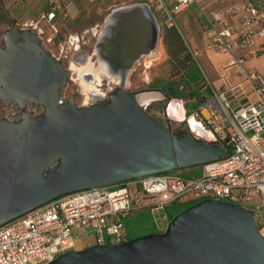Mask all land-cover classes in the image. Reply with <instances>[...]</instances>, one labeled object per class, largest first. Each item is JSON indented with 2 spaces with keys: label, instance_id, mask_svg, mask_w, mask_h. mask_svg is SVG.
<instances>
[{
  "label": "water",
  "instance_id": "1",
  "mask_svg": "<svg viewBox=\"0 0 264 264\" xmlns=\"http://www.w3.org/2000/svg\"><path fill=\"white\" fill-rule=\"evenodd\" d=\"M15 33L4 32L7 44L0 48V98L44 108L0 117V226L69 193L185 171L231 154L225 145L192 139L184 119L168 109L183 133L172 134L140 106L162 99L161 92L124 91L135 63L162 45L148 2L114 6L104 18L93 54L98 77L118 88L104 103L96 102L101 97L88 106L58 100L57 88L66 83L61 64L41 49L33 30ZM12 34L25 41L14 44ZM46 264H264V235L248 208L207 198L176 213L161 232L67 251Z\"/></svg>",
  "mask_w": 264,
  "mask_h": 264
},
{
  "label": "built area",
  "instance_id": "2",
  "mask_svg": "<svg viewBox=\"0 0 264 264\" xmlns=\"http://www.w3.org/2000/svg\"><path fill=\"white\" fill-rule=\"evenodd\" d=\"M152 1L156 10L173 23L167 0ZM171 1L175 10L196 3ZM54 14L49 12L47 18L52 19ZM206 21L207 46L226 50L231 55L229 65L243 67L246 59L264 53V9L254 3L240 0ZM244 71L255 94L253 100L232 104L228 95L232 88L215 91L195 112L186 111L184 119L185 131L192 139L225 145L231 149L230 155L200 166V176L184 177L179 172L151 175L55 198L0 226V264H46L76 250L86 236L93 239L92 245L122 243L129 239L127 221L142 212L150 215L155 229L161 232L168 224L166 207L176 201L206 197L238 203L252 211L256 223L262 222L264 80L256 71ZM155 114L164 122L173 120L166 105ZM251 197L262 203H250L254 201Z\"/></svg>",
  "mask_w": 264,
  "mask_h": 264
},
{
  "label": "rangeland",
  "instance_id": "3",
  "mask_svg": "<svg viewBox=\"0 0 264 264\" xmlns=\"http://www.w3.org/2000/svg\"><path fill=\"white\" fill-rule=\"evenodd\" d=\"M134 1H146L151 5L159 24L161 26V30L163 33L164 26L166 25L167 17L161 12L160 9L156 10V6L152 5V0H69L68 6L64 4L58 9V13H56V20H54V24L51 25H42L38 24V28L41 30L40 35L43 36L44 39L51 38V43L47 45V49H50L53 54L59 56L62 50H66L70 52L72 50V46L74 43V39L78 38L81 41L82 48L85 52L89 49L90 44H86L88 40L94 41L95 37L92 35V29H98L99 32L101 30V26L104 22V18L106 14L109 12L111 8L114 6L129 3ZM197 1V0H196ZM254 3L257 7L264 9V0H248ZM69 2L71 3L69 5ZM168 6L171 8V14L175 21V26L186 46L188 44H192V30L195 26L200 34H203L204 30L207 27L206 18L210 17V9L206 8L205 12L200 10L197 3H192L188 5L186 8L181 10H175L172 7V3L170 0L166 1ZM44 8V7H43ZM68 8V11H67ZM216 9H212V12ZM47 18V16H46ZM47 20L51 21V19ZM168 22V21H167ZM10 28H21V26L11 23V20L7 17L4 19L0 18V36H2L5 30ZM94 31V30H93ZM161 33V37H162ZM88 45V46H87ZM162 52L163 63L160 65L159 71L154 69H148L147 72L142 73L139 70L136 73H133L132 70L129 81L130 86L132 84H138V86H148L149 88L155 86L159 80H163L165 83H172L175 89L180 93H175L174 99H179L187 114L195 112L196 106L199 104L200 99L197 97V94H202L204 97L202 101L208 99L211 95L210 88L208 84L210 83L216 90H220L227 86V83L230 79H239L246 77L245 70L247 71H256L261 74V77L264 80V55L255 58L246 59L243 63V67L238 64H228L226 61H221V57L225 55L224 49H210V50H198V54H192L190 51V56L194 60V65L185 73L180 75H172L170 71L169 65V55L167 50L162 42V45L159 47ZM166 51V53H164ZM94 55V54H93ZM149 57H144V60H147ZM209 58L210 61L217 67L218 64H221V69L226 71V76H221L217 74H213L208 70V66L206 65L205 60ZM223 63V64H222ZM228 64V65H227ZM194 76L196 83L191 79ZM80 81V80H79ZM230 82V81H229ZM81 84V81H80ZM230 84V83H228ZM78 84L76 80L70 81L66 90V97L68 98L71 94H75L77 90ZM161 87V86H160ZM196 89V92H194ZM80 95L78 94V97ZM157 95H155L156 97ZM77 97V99H78ZM164 106V101H160L156 106L155 110H159ZM8 113V108L0 101V117L3 114V110ZM29 109V108H28ZM27 109V110H28ZM19 114V113H18ZM184 177H193L200 176L202 170L200 167L191 168L185 171L179 172ZM206 199V197L201 198L199 200ZM199 200H186V201H176L169 204L166 207V211L171 213L167 214L168 222L169 220L179 211L183 210L187 206L195 203ZM250 203H254V205L261 204L262 201H259L257 198L251 197ZM249 204V203H248ZM246 205V204H245ZM144 221L139 222L134 217H131L127 221V228L129 231V237L143 235L146 232L152 231L154 227L150 222H148L147 217L148 214L146 212H142ZM85 241L78 244L77 249H82L88 245L93 244V239L91 237H84Z\"/></svg>",
  "mask_w": 264,
  "mask_h": 264
},
{
  "label": "flooded vegetation",
  "instance_id": "4",
  "mask_svg": "<svg viewBox=\"0 0 264 264\" xmlns=\"http://www.w3.org/2000/svg\"><path fill=\"white\" fill-rule=\"evenodd\" d=\"M9 30H15L16 33L21 31V28H10ZM5 30V32L7 31ZM94 30V31H93ZM92 35H94L95 40L91 42V40H88L85 42L86 44H90L89 49L85 52L82 48L81 41L76 38L74 39V43L72 46V50L70 52L66 50H62V52L59 54V56H56L51 52L50 49H47V45L51 43V38L44 39L42 35H38L37 43L41 47L43 51L48 52L51 54L60 64L62 69L65 71L66 74V83L62 86H59L57 88V93L59 94L58 100H61L62 102H67L71 100L75 105L82 106V105H90L94 98L101 97L96 102L97 103H104L109 99V96L111 93L117 91V85L113 84L112 81H108L105 78H100L99 80L96 79L94 82H84V80L81 79V75L84 73L91 72L89 67V63H93L95 65L96 61V55H93V47L96 43L97 37L99 36V30L98 29H92L91 30ZM15 33V34H16ZM12 38V41L14 44L21 43L25 41V38L22 37H16L14 34L10 35ZM9 38V37H8ZM6 42L4 39V34L0 36V48H5ZM88 46V45H87ZM166 53V51H164ZM162 59V52L158 48H156L153 51V54L151 57H149L147 60H144L143 58H140L133 67V73L137 74V71L145 73L148 69H154L159 71L160 65L163 63L161 61ZM76 80V83L78 84L77 90L75 94H71L68 98L66 97V90L69 85L70 81ZM81 84H80V81ZM161 86V87H160ZM125 92H130L133 95H137L142 92L147 91H153V92H161L163 95L162 99H156L152 101L143 102L140 104V106L151 116L159 120L161 123L169 127L172 134L179 135L183 133L182 131H178L177 127H179V123L176 120L171 121H162L158 117H156L155 114V106L160 101H174L179 99H174L177 89L174 88L172 83H165L163 80L158 79V83L155 86L148 87V86H138V84H132L131 86L124 89ZM78 94L80 95L78 97ZM4 97L8 100L7 95H4ZM78 97V99H77ZM0 101L5 105L6 108H8V113L5 112V109L3 110V114L1 117H13V116H19L18 113L21 112H27L29 115H36L39 114L43 110V104L38 101H33L29 99L23 100V103L20 104L18 100L14 98H9L8 102L5 103L0 98ZM29 108V109H28ZM28 109V110H27ZM186 115V109L184 116Z\"/></svg>",
  "mask_w": 264,
  "mask_h": 264
},
{
  "label": "crops",
  "instance_id": "5",
  "mask_svg": "<svg viewBox=\"0 0 264 264\" xmlns=\"http://www.w3.org/2000/svg\"><path fill=\"white\" fill-rule=\"evenodd\" d=\"M69 0H1L2 5L4 7V11L6 13V17L11 20V23L21 26V29H31L33 32L38 36L41 33V30L38 28V24L42 25H51V23L54 24V18H56V13H58V9L61 8V6L64 4L65 6H68ZM171 1V0H170ZM240 0H197L196 3L198 4V7H201L206 10V8L211 10L210 15L212 16L215 13L222 12L224 9L235 2H238ZM172 3V1H171ZM71 3L69 2V5ZM192 3H187L182 5L178 10H181L183 8H186L188 5ZM44 7V8H43ZM212 9H216L212 12ZM53 11L54 17L51 19V21L47 20L46 16L49 12ZM68 11V8H67ZM170 24V22H168ZM175 24V21L173 22ZM192 30V44H188L192 54L197 55L198 50L204 49V50H210L215 48H209L207 46V39L205 38V30H204V37L203 34H200L198 29L194 26ZM218 50V49H216ZM225 55L221 57V61H225L228 63V60L230 59L231 55L225 50ZM264 53H261L258 55V57L263 56ZM206 65L208 66V70L217 75L226 76V71L221 69V64H218L217 67L210 61L209 58L205 60ZM222 63V64H223ZM228 65V64H227ZM264 74V73H263ZM261 75V74H260ZM230 81V82H229ZM227 83V86H224V88L220 90H216L213 85L210 83L208 84L210 88V95L213 92H223V91H230V89H233L232 93H228L230 100L232 101V104H237L239 102H244L246 100H253L255 98V94L252 88V85L249 83V81L246 79V77L239 78V79H230ZM203 102V101H202ZM202 102H200L198 105H200ZM166 105V108L170 111L172 109L171 115L174 117L176 116V112L183 108L185 110L184 105L177 101H167L164 102V106ZM170 105V106H169ZM197 105V106H198ZM196 106V107H197ZM260 232L264 235V225L260 229Z\"/></svg>",
  "mask_w": 264,
  "mask_h": 264
},
{
  "label": "trees",
  "instance_id": "6",
  "mask_svg": "<svg viewBox=\"0 0 264 264\" xmlns=\"http://www.w3.org/2000/svg\"><path fill=\"white\" fill-rule=\"evenodd\" d=\"M4 17H6V13L4 11V7L0 0V18L4 19ZM162 42L169 55L168 62L170 65L171 74L174 76L185 74L194 65V60L190 56L189 46H186L184 44L174 23L169 24L166 21V25L164 26L163 33H162ZM191 79L194 81L195 77L192 76ZM194 83H196V81H194ZM194 92H196V89ZM197 97L200 99L199 103L202 102V99L204 96L202 94H197ZM167 214H170V217L172 216L171 213L167 212ZM134 218L138 220L139 222L144 221L142 213L137 214L136 216H134ZM146 220H148V222H150L152 226L154 227L152 218L150 217L149 214ZM263 225H264V220L260 223L257 222V227L259 230L262 228ZM152 232H157L155 227L152 231L146 232L145 234L152 233ZM130 238L132 237H129V239Z\"/></svg>",
  "mask_w": 264,
  "mask_h": 264
},
{
  "label": "bare ground",
  "instance_id": "7",
  "mask_svg": "<svg viewBox=\"0 0 264 264\" xmlns=\"http://www.w3.org/2000/svg\"><path fill=\"white\" fill-rule=\"evenodd\" d=\"M95 54V53H94ZM96 55V54H95ZM89 69H90V71L91 72H89V73H84V74H82L81 75V79L82 80H84V82H91L92 83V81H89L88 79H89V77L91 76V74L94 76V81L96 80V79H100V77H98V72H99V69L101 68V66L100 65H97V60L95 61V65L91 62V63H89V67H88ZM88 80V81H87ZM114 80H116V79H114ZM93 81V82H94ZM115 82V81H114ZM155 95H158L157 94V92H149L148 93V96L149 97H155ZM174 103H175V101H173ZM170 106V105H169ZM172 109H170V111H171ZM171 113V112H170ZM176 116L177 117H179V118H181V119H186L185 117H184V109L183 108H181L180 110H178L177 112H176ZM190 122L191 123H194V120L192 119V118H190Z\"/></svg>",
  "mask_w": 264,
  "mask_h": 264
}]
</instances>
